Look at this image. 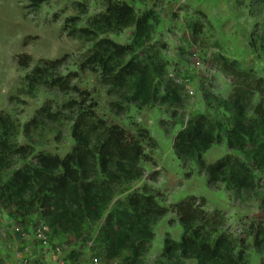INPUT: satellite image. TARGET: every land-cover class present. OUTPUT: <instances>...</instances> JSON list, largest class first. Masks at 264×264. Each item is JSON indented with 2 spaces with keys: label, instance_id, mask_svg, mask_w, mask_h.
Wrapping results in <instances>:
<instances>
[{
  "label": "rangeland",
  "instance_id": "374dc122",
  "mask_svg": "<svg viewBox=\"0 0 264 264\" xmlns=\"http://www.w3.org/2000/svg\"><path fill=\"white\" fill-rule=\"evenodd\" d=\"M111 1L131 6L138 18L151 14L150 37L137 50L136 58L146 62L159 54L164 75L155 79L154 85L162 94L165 84L175 87V105H139L132 101V85L119 92L103 78L101 81L97 71L80 70L94 42L69 36L67 24L86 27L91 19L105 13L108 0H46L40 6L31 0H0V114L9 115L16 124L12 139L28 147L33 155L41 152L63 158L74 146L71 120L75 112L89 108L107 126L116 125L137 137L149 158L141 163L143 178L117 188L102 220L86 222L79 233H53L39 212L23 219L0 199V264H84L89 259L100 264H177L162 257L164 241L181 239L177 205L193 198L195 208L223 218L222 229L238 243L243 242L246 264H264V245L255 247L250 228L251 224L264 225V170H258L242 153L229 150L224 140L204 153L205 162L213 164L226 155L238 157L253 167L255 187L238 191L223 182L209 187L207 175L192 162L183 165L173 149L176 135L190 119L209 113L211 119L222 121L206 95L223 100L231 97L234 79L221 71V64H231L254 79H264V45L259 37L264 30L262 7L255 0ZM249 7L255 8L254 17ZM133 34L134 28L129 27L99 38L128 46ZM19 56L29 57L31 67L18 66ZM41 60H62V68L53 74L74 78L70 85L80 94L49 86L28 89L26 76ZM41 110L49 112L50 117L26 134L25 125ZM29 161L9 159L0 173V184L5 186L13 172L29 165ZM154 172L157 178H151ZM133 194L154 196L167 213L151 225L153 239L138 260L125 252L105 262L97 237L100 227L112 207ZM42 224H47L50 231L46 247L31 238L33 230ZM18 256L24 258L19 260Z\"/></svg>",
  "mask_w": 264,
  "mask_h": 264
},
{
  "label": "trees",
  "instance_id": "16d2710c",
  "mask_svg": "<svg viewBox=\"0 0 264 264\" xmlns=\"http://www.w3.org/2000/svg\"><path fill=\"white\" fill-rule=\"evenodd\" d=\"M31 1L40 6L46 0ZM255 1L264 13V0ZM249 8V14L254 17L255 8ZM152 19L150 13L138 18L131 6L108 0L105 13L91 19L86 27L68 23L67 30L73 38L94 42L80 70L97 71L101 81L103 78L104 83L119 92L132 85V101L139 105H175L178 101L175 87L165 84L162 94L154 85L155 79L164 75L159 54L155 53L146 62L136 58L137 50L150 37ZM129 27L134 28V34L128 46L99 38ZM259 37L264 45V30ZM17 64L23 69L32 65L27 56L17 57ZM62 65V60L39 61L26 76L28 89L49 86L80 94L70 85L74 78L53 74ZM220 68L234 79L230 99L206 95L222 121L217 117L211 119L209 113L190 119L175 137L174 153L183 165L192 162L204 172L209 187L223 182L238 191H251L255 187L253 167L233 155L207 164L203 155L212 145L225 140L229 150L242 153L258 170H264V79H254L249 72L231 64L223 63ZM88 109L75 112L71 120L74 146L63 158L41 152L33 155L28 147L18 145L12 139L17 132L15 122L9 115L0 114V173L11 158L30 159L29 165L13 172L5 186L0 184V199L6 206L15 208L23 219L39 212L53 233H79L86 222L101 221L117 188L145 174L141 163L149 158L139 139L116 125L107 126ZM47 117L49 112L41 110L25 125L24 132L37 129ZM156 176L154 172L151 178ZM194 201L193 198L177 205L183 234L177 242L165 239L162 257L177 264H246L243 242L238 243L222 229L223 218L195 208ZM166 213L152 195L133 194L124 203L112 207L97 236L103 245L105 262L114 261L125 252L134 261L138 260L153 239L151 225ZM250 228L255 247L263 246L264 225L251 224Z\"/></svg>",
  "mask_w": 264,
  "mask_h": 264
},
{
  "label": "built area",
  "instance_id": "2783aa9c",
  "mask_svg": "<svg viewBox=\"0 0 264 264\" xmlns=\"http://www.w3.org/2000/svg\"><path fill=\"white\" fill-rule=\"evenodd\" d=\"M32 233V232H31ZM24 236H27L24 234ZM29 237V236H28ZM33 241L38 244L39 246L46 247L48 246V242L50 239V231L49 228L46 225H38L37 228L33 230V234L31 236ZM23 256H18V259H23ZM84 264H100L99 261L91 260L84 262Z\"/></svg>",
  "mask_w": 264,
  "mask_h": 264
}]
</instances>
